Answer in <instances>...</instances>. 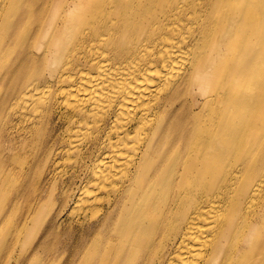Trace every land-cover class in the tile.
Instances as JSON below:
<instances>
[{"label":"bare ground","instance_id":"1","mask_svg":"<svg viewBox=\"0 0 264 264\" xmlns=\"http://www.w3.org/2000/svg\"><path fill=\"white\" fill-rule=\"evenodd\" d=\"M67 224L64 264H264V0H0V264Z\"/></svg>","mask_w":264,"mask_h":264},{"label":"rangeland","instance_id":"2","mask_svg":"<svg viewBox=\"0 0 264 264\" xmlns=\"http://www.w3.org/2000/svg\"><path fill=\"white\" fill-rule=\"evenodd\" d=\"M79 172L80 170L77 169L76 171H74V169H68V177L65 179L62 178L61 175H59L57 177V182L53 183L50 182L49 184V190L51 193H54V197L52 199V203L54 202L55 198H56V194L60 193L61 190L67 188V183L66 181L70 182L71 185L73 186V188H75L77 185L80 184V178H79ZM71 176V178H70ZM77 193V192H76ZM31 198H27L26 197V202H30ZM75 198L71 197L68 201L67 204L69 206H71L74 202ZM28 206L25 207V211L27 209ZM23 209L22 205H15L13 207V213L14 215L10 216V220L9 223L6 225V230L11 227L13 224L16 223V221H11V218L15 217L16 213L18 212L19 214H21ZM88 216L91 217L92 213L90 211H88ZM77 228L76 226L71 230L69 228V224L59 228L55 233H53L47 240L46 243V250L43 253L42 256V260H44V262H42L41 264H49L48 263V259H47V255L49 254H56L59 259H60V263L64 264L65 259H66V254L68 252V249L70 248L71 244L75 241V238L77 237L76 234ZM15 251L14 255L15 257H20V255L23 253L22 249L17 248L16 246H12V248L10 249V252ZM14 261V259H13Z\"/></svg>","mask_w":264,"mask_h":264}]
</instances>
